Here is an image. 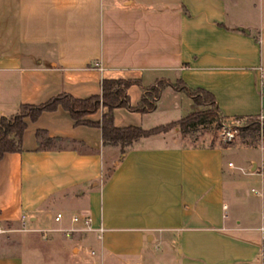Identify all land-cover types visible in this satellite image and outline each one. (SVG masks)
I'll use <instances>...</instances> for the list:
<instances>
[{"label":"crops","instance_id":"crops-1","mask_svg":"<svg viewBox=\"0 0 264 264\" xmlns=\"http://www.w3.org/2000/svg\"><path fill=\"white\" fill-rule=\"evenodd\" d=\"M250 1L0 0V117L99 94L110 78L141 81L127 89L132 106L156 80L181 79L209 90L224 118L264 117V0ZM190 105L166 85L152 111L116 108L114 124L149 129ZM39 129L64 141L37 150ZM227 148L174 128L116 164L120 147L103 146L100 128L43 112L0 160V264H264V199L242 198ZM79 214L103 232L81 231Z\"/></svg>","mask_w":264,"mask_h":264},{"label":"trees","instance_id":"trees-1","mask_svg":"<svg viewBox=\"0 0 264 264\" xmlns=\"http://www.w3.org/2000/svg\"><path fill=\"white\" fill-rule=\"evenodd\" d=\"M141 85L140 80L130 79H103L100 93L86 98L73 97L68 93H59L39 104L22 103L17 111L10 116L0 117V160L6 153L22 150V138L27 121H36L45 111H54L58 108L66 110L75 125H86L100 128L103 146H119L120 154L116 164L120 162L126 153V148L134 141L156 134L167 133L173 128H178L181 133H189L197 125L216 121L220 124L223 116L220 114L214 95L201 87L190 88L181 79L170 83L165 79H158L156 83L145 88L137 105L130 104L127 89L133 85ZM170 85L174 90L185 93L191 99V109L184 117L166 124H161L149 129L140 126L129 125L117 127L114 124L113 112L116 108H126L131 111L147 113L155 108V103L164 86ZM100 108L106 110L99 120L93 121L89 115ZM253 117H246L249 120ZM245 118V119H246ZM255 130V128H253ZM39 139L37 150L53 149L64 141L61 137H49L45 130H37ZM115 165L104 173V181L114 170ZM264 261V241L262 246Z\"/></svg>","mask_w":264,"mask_h":264},{"label":"rangeland","instance_id":"rangeland-1","mask_svg":"<svg viewBox=\"0 0 264 264\" xmlns=\"http://www.w3.org/2000/svg\"><path fill=\"white\" fill-rule=\"evenodd\" d=\"M259 0H253L257 4ZM244 4L249 5L250 0H243ZM168 101V99H167ZM177 112L157 116L156 123L164 124L166 121L173 119ZM230 120V119H229ZM224 122L230 128H236L234 137L226 140V130L221 123ZM220 124L216 121L195 126L188 135L191 142L197 141L200 144H218L228 147L224 151V161L231 162L233 167L230 168L236 177L239 192L242 198L251 199L252 202H259L264 199V117H254L250 120L244 118L239 125L233 126L234 123L224 120ZM255 128V130L253 129ZM174 129V128H173ZM58 144V143H57ZM56 144V145H57ZM255 163L257 168L250 170L251 165ZM262 171V175L259 174ZM261 186L263 188L261 189ZM251 188H253L251 190ZM74 192V190H73ZM83 215V214H79Z\"/></svg>","mask_w":264,"mask_h":264},{"label":"built area","instance_id":"built-area-1","mask_svg":"<svg viewBox=\"0 0 264 264\" xmlns=\"http://www.w3.org/2000/svg\"><path fill=\"white\" fill-rule=\"evenodd\" d=\"M260 118H263V116H259ZM224 120H227V121H230V123H234L233 126L235 125H239L240 121L244 118H239V117H233V118H222L221 122ZM230 119V120H229ZM222 127L224 128V130H226V128H228L226 130V140H231L234 135H235V132H236V128H230L229 126H226L224 122L221 123ZM229 165H232V163H229ZM63 217V214L61 212H58L55 217H54V220L55 221H60ZM71 221L74 222V223H80L81 224V227H80V230L81 231H86V232H89V231H97L99 233L103 232V227L101 225H99L97 228H94L93 225H92V218L90 215H87V214H83V215H73L71 217ZM24 230H26V228L23 227ZM264 232V228H261ZM73 231V229H72Z\"/></svg>","mask_w":264,"mask_h":264}]
</instances>
